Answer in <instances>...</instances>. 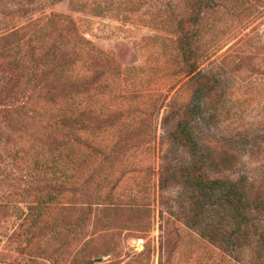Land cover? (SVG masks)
<instances>
[{"label": "rangeland", "instance_id": "374dc122", "mask_svg": "<svg viewBox=\"0 0 264 264\" xmlns=\"http://www.w3.org/2000/svg\"><path fill=\"white\" fill-rule=\"evenodd\" d=\"M189 1L0 0V264H264L189 176L264 231V0Z\"/></svg>", "mask_w": 264, "mask_h": 264}, {"label": "trees", "instance_id": "16d2710c", "mask_svg": "<svg viewBox=\"0 0 264 264\" xmlns=\"http://www.w3.org/2000/svg\"><path fill=\"white\" fill-rule=\"evenodd\" d=\"M75 3H79V0H68V6L72 9H75ZM203 0L189 1L188 4L190 5L191 9L193 10L195 7L196 9H201L203 6ZM63 14H57L56 16L61 17ZM195 21L196 18L190 16L187 21ZM185 20L179 19L175 26H184ZM187 36V35H186ZM81 41H83L81 39ZM185 142V141H184ZM190 142V140H189ZM191 143V142H190ZM190 146L194 147L195 145L191 144ZM226 156H224L225 160ZM225 163V161H224ZM196 161L192 165L191 171L189 176L192 178L193 183L197 187L198 190H210L213 189L214 186H222L224 183V215L226 219L224 221H228V226H240L242 222H245V228L249 224L250 228L256 232L257 239L262 246H264V231L255 223H251L248 221V208H250L249 202V194L247 190L250 188L251 183L247 180V178L242 179H230L228 176L224 175V179L222 177L211 178L203 173H200V169L196 167ZM223 187V186H222ZM248 194V195H247ZM253 207L258 211H264V187L259 191L255 192V195L252 199ZM229 218V219H228ZM243 219H245L243 221ZM247 219V220H246ZM248 229V228H246ZM231 236L226 232L224 234V240L231 239Z\"/></svg>", "mask_w": 264, "mask_h": 264}]
</instances>
